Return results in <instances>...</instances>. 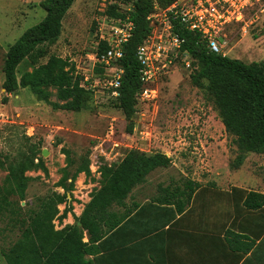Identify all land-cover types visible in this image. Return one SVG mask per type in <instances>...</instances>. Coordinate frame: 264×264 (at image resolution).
Returning <instances> with one entry per match:
<instances>
[{
  "label": "rangeland",
  "instance_id": "374dc122",
  "mask_svg": "<svg viewBox=\"0 0 264 264\" xmlns=\"http://www.w3.org/2000/svg\"><path fill=\"white\" fill-rule=\"evenodd\" d=\"M40 1L0 0V204L7 207L16 203L15 197H8L5 185L7 165L17 156H31L30 149L34 148V162L40 158L45 167L25 171L28 181L24 199L18 203L22 211L14 218L0 213V264H6L4 253L20 236V217L29 209L37 210L47 197L65 196L57 204L58 214L64 202L72 207L66 218L53 220L54 230L80 227L77 220L83 209L104 185L103 168L117 166L131 149L147 155L161 152L170 162L148 173L122 205L113 201L108 210L116 213L132 208L136 202L153 199L161 186L181 189L187 180L206 189H226L230 184L247 188L243 190L260 188L264 155L248 153L239 167L230 165L236 154L232 137L224 130L204 90L193 82L195 63L185 54L148 85L155 95L136 103L133 132H125L124 115L115 106V99L95 86L92 77L101 73L93 58L97 24L105 15L115 18L116 12L128 8L129 1L74 0L56 42L44 45L46 54L37 60V65L45 63L50 55L72 60L87 91V108L76 112L53 109L29 88L6 94L1 88L5 53L28 28L45 17ZM225 33L226 56L245 63L264 62V27L253 25L243 35L239 26H231ZM30 70L29 60L19 66L20 72ZM49 90L50 100L56 101L55 89ZM87 239L83 231L82 241ZM106 262L109 259L103 261Z\"/></svg>",
  "mask_w": 264,
  "mask_h": 264
},
{
  "label": "trees",
  "instance_id": "16d2710c",
  "mask_svg": "<svg viewBox=\"0 0 264 264\" xmlns=\"http://www.w3.org/2000/svg\"><path fill=\"white\" fill-rule=\"evenodd\" d=\"M73 1L39 2V6L46 12L45 17L28 28L5 53L1 88L6 94H12L19 88H29L38 100L53 109L76 112L87 108V91L81 86L82 76L76 73L72 60L50 55L45 63L37 65V60L46 54L43 46L54 44L59 37L62 21ZM121 1H132L130 18L134 26L131 37L124 45V56L119 61L123 73L119 95L114 99L115 106L124 115L125 132L130 134L134 129L133 118L138 93L142 88L136 49L149 32L147 16L153 10L154 3L165 8L175 0ZM124 12H116V17L123 16ZM180 38L183 43L179 55L185 54L195 63L196 71L191 73L193 82L204 90L224 130L232 137L236 154L230 165L233 168L239 167L248 153L264 154V62L245 63L240 59L214 53L200 40L198 34L184 28L180 30ZM105 48L106 45L101 43L98 52ZM25 60H29L31 70L20 72L19 66ZM50 87L55 89L56 101L50 100ZM30 150L31 156L19 155L7 165L5 188L8 189V197L16 198V203L7 207L0 204V213L4 212L11 218L22 211L18 203L24 199L28 181L25 171L32 168L45 170L40 158L34 162V148ZM169 162V157L161 152L147 155L131 149L117 166L104 167V185L92 195L83 209L77 220L80 227L74 225L54 230L53 220L66 218L72 207L64 202L65 206L58 214L57 204L62 203L65 196L43 199L37 210L29 209L26 215L20 217V236L4 253L6 264H113V250L104 249L103 242L138 204L134 203L132 208L122 213L108 210V206L113 201L122 205L132 188L143 182L148 173L166 167ZM0 167H3L1 160ZM233 189L241 194L239 200L243 209L253 211L264 206L263 193L237 187ZM198 190L200 192L196 197L204 193L206 188L200 187L193 180H187L181 189L159 187L158 195L149 201L173 205L177 212H182ZM83 231L87 233V241H82ZM106 259L109 262L103 263Z\"/></svg>",
  "mask_w": 264,
  "mask_h": 264
},
{
  "label": "crops",
  "instance_id": "0c3cea01",
  "mask_svg": "<svg viewBox=\"0 0 264 264\" xmlns=\"http://www.w3.org/2000/svg\"><path fill=\"white\" fill-rule=\"evenodd\" d=\"M234 187L247 189L230 184L196 197L198 190L182 212L137 202L103 247L115 264H264V206L243 209ZM256 191L264 194V181Z\"/></svg>",
  "mask_w": 264,
  "mask_h": 264
},
{
  "label": "built area",
  "instance_id": "2783aa9c",
  "mask_svg": "<svg viewBox=\"0 0 264 264\" xmlns=\"http://www.w3.org/2000/svg\"><path fill=\"white\" fill-rule=\"evenodd\" d=\"M131 9L132 1L123 16L113 18L105 15L96 28L93 58L101 73L93 75L92 80L95 86L105 89L112 98L119 95L123 73L119 61L124 56V45L131 37L134 26L130 18ZM147 21L149 32L136 49L142 82L138 101L154 97L155 91L148 85L165 73L179 56L183 43L181 29L198 34L210 51L226 55L225 30L228 27L239 26L243 35L248 34L253 25L264 27V0H175L165 8L154 3ZM101 43L106 48L98 52Z\"/></svg>",
  "mask_w": 264,
  "mask_h": 264
},
{
  "label": "water",
  "instance_id": "95a60500",
  "mask_svg": "<svg viewBox=\"0 0 264 264\" xmlns=\"http://www.w3.org/2000/svg\"><path fill=\"white\" fill-rule=\"evenodd\" d=\"M43 154H45V151H43ZM78 225H81L80 222L77 223Z\"/></svg>",
  "mask_w": 264,
  "mask_h": 264
}]
</instances>
